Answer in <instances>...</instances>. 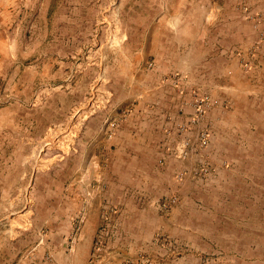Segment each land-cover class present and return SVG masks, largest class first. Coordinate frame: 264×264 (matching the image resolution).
Listing matches in <instances>:
<instances>
[{
	"label": "rangeland",
	"instance_id": "rangeland-1",
	"mask_svg": "<svg viewBox=\"0 0 264 264\" xmlns=\"http://www.w3.org/2000/svg\"><path fill=\"white\" fill-rule=\"evenodd\" d=\"M252 1L0 0V8L9 10L13 23L0 32V223L7 235L13 236L17 230H34L45 239L51 231L57 235V222L46 225L49 216L38 207L49 203L65 205V189L71 185L80 188L86 158L91 160L98 153L93 143L97 135L91 132L100 128L108 137L118 126L128 124L136 117L140 100L145 103L142 94L146 86L155 83V87H160L164 80L186 96L180 100L177 115L169 110L162 129L171 141L166 157L181 165L176 179H191L200 189L190 204L201 210V249L188 243L179 246L159 231L151 246L137 248L121 264H150L151 258L160 253L169 260L177 258L176 264H264V259L257 260L256 255L249 254L250 259L242 260L240 251L225 254L222 249L214 250L208 239L211 220V227L220 224L222 231L229 222L228 227L234 232L240 228L235 222L241 220V213L233 212L232 225L224 212L230 191L221 177L236 169L241 171V165L234 163L240 157L256 161L264 158V144H257L260 134L255 129L248 130L245 147L225 148L223 124L230 107L223 68L226 62H232L247 80L256 79V56L263 36L250 37L251 41L242 45L234 37L231 52L228 50L231 58H226L223 47L217 49V63L222 69L217 70L215 94L187 85L190 78H205L207 69L186 72L191 70L183 66L167 69L163 65L169 60L207 59L203 57L209 38L205 37L206 32L200 38L197 31L209 29V13L214 11L218 14V47L225 39L220 34L225 14L237 25L241 19L250 22V30H256ZM48 10L51 21L43 17ZM36 12L42 13L40 19ZM203 39L204 45L197 43ZM178 50L181 55L175 53ZM134 59L137 69L122 67ZM117 63L121 68L113 67ZM225 71L228 75L236 72L232 68ZM212 119L220 124L215 127ZM86 141L91 144L84 147L82 142ZM243 167L250 172L256 166ZM89 168L93 172L95 165ZM215 183L217 193L210 189ZM235 195L234 205L240 208L247 204L240 193ZM180 202L178 195H172L161 198L158 204L169 211ZM214 206L220 208L219 216ZM251 215L255 216L245 214ZM193 218L196 219V213H189L188 220ZM37 221L44 225L38 228ZM74 228L76 232L79 227ZM100 230L89 264L106 261L105 225ZM52 256L45 254L47 259ZM180 257L183 258L178 261ZM155 261L153 264H165L168 260Z\"/></svg>",
	"mask_w": 264,
	"mask_h": 264
},
{
	"label": "crops",
	"instance_id": "crops-1",
	"mask_svg": "<svg viewBox=\"0 0 264 264\" xmlns=\"http://www.w3.org/2000/svg\"><path fill=\"white\" fill-rule=\"evenodd\" d=\"M250 5L252 14H255L256 30H250V22H243L241 19L242 22L237 25L225 14V26L220 30L225 39L218 47L215 39L218 14L214 11L209 13V29L199 28L197 31L200 38L203 32L209 38L208 51L203 57L207 59L193 62L169 60L163 65L167 69L183 66L184 69L191 70L186 72H196L202 67L207 69L208 75L205 78H190L187 85L198 87L199 90L208 89L215 94L217 70L222 69L217 63V49L223 47L226 58L228 55L231 58L228 50L231 52L234 37L238 38L236 42L239 41L241 45L251 41L250 37L261 35L264 38V0H253ZM49 10L43 16L47 21H51ZM8 13L6 8H0V32L7 25H13ZM37 14L40 19L42 13ZM53 28L55 29V25ZM212 37L214 39L211 40ZM204 42V39L197 41L202 45ZM262 43L256 56L259 73L256 79L247 80L240 75V69L235 63L226 62L228 64L225 66L228 67L223 68L226 75L225 95L230 98V107L223 121L224 147L227 149L245 147L246 134L253 129L260 134L257 144H264V39ZM175 53L182 54L179 50ZM119 65L117 63L113 67L119 69ZM137 65L134 59L122 67L135 70ZM228 68L236 70L235 74L228 75L225 71ZM114 75L112 73L111 77L114 78ZM159 84L162 88L155 87V83L146 86L142 94L145 103L140 100L136 117L131 118L128 124L118 126L108 137L100 132V128L91 132L92 135H97L93 143L98 153L91 160L86 158V173L81 174L80 188L74 189L71 185L65 189V205L61 207L49 203L38 207L40 212L49 216V220L45 221L46 225L51 226V223L57 222V235L51 231L45 239L34 230H17L15 235L8 236L0 223V264H89L95 240L104 225L107 253L104 264H121L125 257L136 253L137 248L151 246L159 231L176 240L179 246L188 243L192 248L201 249V210L190 204L192 197L199 195L200 189L194 186L191 179L184 182L176 179V172L181 165L166 157L171 141H168V134L162 129L169 110L172 109L177 115L180 111V100H184L186 96L178 93L173 85L164 80ZM148 103L154 105L149 107ZM246 117L249 118L248 121ZM212 120L215 127L220 124L219 121ZM82 144L87 147L91 142ZM161 158H164L163 162ZM234 161L236 165H241V171L236 169L221 177L226 181L224 187L230 191L228 198L232 197L231 200L226 198L224 212L228 214L232 224L233 212L239 211L241 220L235 223H239L240 228L234 232L233 228L228 227L229 222L222 231L218 226L220 224L212 228L214 222L211 220L209 245L214 250L222 249L225 254L240 251L242 260L250 259L247 256L249 254H252L251 257L256 255L257 260H261L264 259V173L261 172L264 170V158L256 161L255 158L240 157ZM92 164L95 165V170L90 172L89 165ZM243 165L256 167L249 172ZM216 184L210 186V189L217 193L219 189ZM236 192L247 201L245 206L239 208V205H234L233 197L236 202ZM172 195H178L181 202L171 210L164 211L158 202L161 198ZM49 197L51 199L52 196ZM214 210L219 216L220 208L214 206ZM189 213H196V219L188 220ZM252 213L255 216H245ZM36 224L39 225L38 228L44 225L38 221ZM75 225L79 227L76 232ZM186 239L189 242H185ZM48 252L53 255L51 259L45 257ZM161 256L162 253L154 255L150 264L156 262L155 260H168L165 264L177 263V258L169 260ZM182 258H178V261ZM192 258L195 256L192 255Z\"/></svg>",
	"mask_w": 264,
	"mask_h": 264
}]
</instances>
